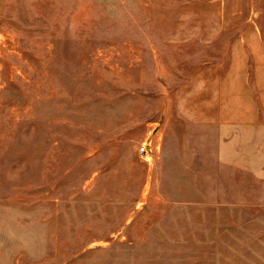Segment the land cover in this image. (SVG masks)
Listing matches in <instances>:
<instances>
[{
	"label": "rangeland",
	"instance_id": "374dc122",
	"mask_svg": "<svg viewBox=\"0 0 264 264\" xmlns=\"http://www.w3.org/2000/svg\"><path fill=\"white\" fill-rule=\"evenodd\" d=\"M0 264H264V0H0Z\"/></svg>",
	"mask_w": 264,
	"mask_h": 264
}]
</instances>
